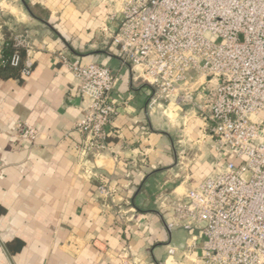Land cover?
Listing matches in <instances>:
<instances>
[{"label":"crops","instance_id":"obj_1","mask_svg":"<svg viewBox=\"0 0 264 264\" xmlns=\"http://www.w3.org/2000/svg\"><path fill=\"white\" fill-rule=\"evenodd\" d=\"M0 0V57L27 36L33 69L0 78V264H198L188 233L169 231L173 204L223 161L201 112H150L151 89L133 78L112 38L119 21L105 0ZM60 55L108 66L119 116L110 150L80 162L84 111ZM200 106V104H197ZM37 130L34 143L21 126ZM115 190L104 200L98 187ZM176 253L169 256V250Z\"/></svg>","mask_w":264,"mask_h":264},{"label":"built area","instance_id":"obj_2","mask_svg":"<svg viewBox=\"0 0 264 264\" xmlns=\"http://www.w3.org/2000/svg\"><path fill=\"white\" fill-rule=\"evenodd\" d=\"M105 2L119 21L113 44L133 78L152 91L150 112L198 109L204 142L223 160L199 186L174 192L180 199L167 229L188 233L198 264H264V0ZM14 42L26 52L22 76H28L34 48L27 36ZM58 60L78 86L84 117L76 126L83 138L77 150L84 163L109 151L116 136L112 94L119 79L108 66ZM10 64L19 67L18 52ZM20 129L23 142L36 141V128ZM98 193L115 197L107 184Z\"/></svg>","mask_w":264,"mask_h":264},{"label":"trees","instance_id":"obj_3","mask_svg":"<svg viewBox=\"0 0 264 264\" xmlns=\"http://www.w3.org/2000/svg\"><path fill=\"white\" fill-rule=\"evenodd\" d=\"M16 52L20 54L21 64L19 67L14 68L10 62ZM25 56L26 52L24 49L15 47L14 36L8 37L5 40L0 57V78L7 76L21 78Z\"/></svg>","mask_w":264,"mask_h":264},{"label":"water","instance_id":"obj_4","mask_svg":"<svg viewBox=\"0 0 264 264\" xmlns=\"http://www.w3.org/2000/svg\"><path fill=\"white\" fill-rule=\"evenodd\" d=\"M20 2L23 4V6L26 8V10H27L30 14H32V12L30 11L29 7L27 6L25 0H20Z\"/></svg>","mask_w":264,"mask_h":264},{"label":"rangeland","instance_id":"obj_5","mask_svg":"<svg viewBox=\"0 0 264 264\" xmlns=\"http://www.w3.org/2000/svg\"><path fill=\"white\" fill-rule=\"evenodd\" d=\"M10 1H16V0H10ZM163 111H164V110H162L161 112L163 113ZM174 115H176V114H175V111H174V112H171L170 116H171V117H174Z\"/></svg>","mask_w":264,"mask_h":264}]
</instances>
